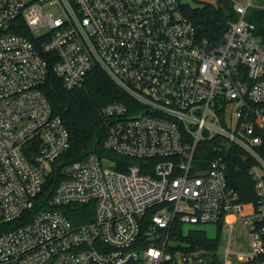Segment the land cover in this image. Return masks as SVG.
I'll return each instance as SVG.
<instances>
[{
    "label": "built area",
    "instance_id": "1",
    "mask_svg": "<svg viewBox=\"0 0 264 264\" xmlns=\"http://www.w3.org/2000/svg\"><path fill=\"white\" fill-rule=\"evenodd\" d=\"M182 5L0 0V264H264V43L245 19L253 4L234 6L238 20L218 42L198 39ZM96 69L132 100L101 110L103 148L123 160L59 162L70 133L42 88L53 73L79 89ZM233 164L247 168L254 200L229 185ZM89 204V223L65 215ZM177 221L219 226L218 248L178 251Z\"/></svg>",
    "mask_w": 264,
    "mask_h": 264
},
{
    "label": "trees",
    "instance_id": "2",
    "mask_svg": "<svg viewBox=\"0 0 264 264\" xmlns=\"http://www.w3.org/2000/svg\"><path fill=\"white\" fill-rule=\"evenodd\" d=\"M234 6L231 0H217L215 4L203 3L196 7L182 5L184 15L195 27L198 39L211 42H218L229 25L238 20ZM249 21L256 25L257 34L264 43V10H257ZM42 91L52 107L53 114L62 120L70 133V148L59 162L69 164L83 161L91 154L123 160L103 148L108 133V122L101 115V110L112 102L130 104L132 100L104 72L99 69L92 71L85 84L72 91L66 90L61 78L52 73ZM206 147L204 157L211 158V145ZM58 180L53 179L50 186L55 185ZM229 185L239 193L241 201L249 202L255 199L254 182L243 164L230 166ZM93 207V204L69 206L65 215L75 225L89 223L93 221ZM169 236L178 245L177 250L188 254L214 252L221 242L220 234L212 238L197 227L186 231L185 226L178 221L173 224Z\"/></svg>",
    "mask_w": 264,
    "mask_h": 264
},
{
    "label": "rangeland",
    "instance_id": "3",
    "mask_svg": "<svg viewBox=\"0 0 264 264\" xmlns=\"http://www.w3.org/2000/svg\"><path fill=\"white\" fill-rule=\"evenodd\" d=\"M217 0H180L181 4L183 5H191L192 7H196L198 5H201L203 3H213L215 4ZM235 5L247 7L250 0H231ZM253 6L248 9L247 15L245 17L246 20H250L252 16L257 12V10H264V0H252ZM113 156V155H111ZM191 228H196L192 225H186L185 230L188 231ZM201 230L205 231L210 237L215 238L218 237L219 234H221V230H219V226L217 225H206L197 227ZM175 248H177L178 245L175 243ZM179 251V250H178ZM175 252V250H174Z\"/></svg>",
    "mask_w": 264,
    "mask_h": 264
},
{
    "label": "water",
    "instance_id": "4",
    "mask_svg": "<svg viewBox=\"0 0 264 264\" xmlns=\"http://www.w3.org/2000/svg\"><path fill=\"white\" fill-rule=\"evenodd\" d=\"M106 164L110 165L108 162H105Z\"/></svg>",
    "mask_w": 264,
    "mask_h": 264
},
{
    "label": "crops",
    "instance_id": "5",
    "mask_svg": "<svg viewBox=\"0 0 264 264\" xmlns=\"http://www.w3.org/2000/svg\"><path fill=\"white\" fill-rule=\"evenodd\" d=\"M249 2H252V0H250ZM249 4V3H248ZM235 5V4H234Z\"/></svg>",
    "mask_w": 264,
    "mask_h": 264
}]
</instances>
